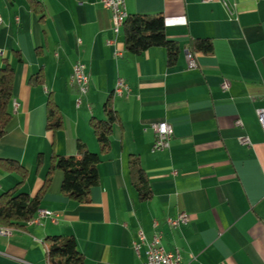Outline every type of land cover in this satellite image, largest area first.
<instances>
[{
	"label": "crops",
	"instance_id": "obj_1",
	"mask_svg": "<svg viewBox=\"0 0 264 264\" xmlns=\"http://www.w3.org/2000/svg\"><path fill=\"white\" fill-rule=\"evenodd\" d=\"M224 1L230 15L219 0H121L126 17L163 18L167 40L179 48L168 65L163 48L127 54L99 0H0V69L13 70L0 160L26 169L20 185L17 174L0 170V195L35 196L50 158L77 156V143L100 160L87 203L63 196L55 171L39 206L55 222L0 227V264H47V237H72L83 264H144V246L138 256L131 250L138 233L159 234L181 264H264V138L255 117L264 109V0ZM197 40L210 42L211 53H193L196 67L187 69ZM76 62L88 77L79 107L68 82ZM34 76L40 83L31 85ZM119 79L126 97L113 96ZM49 103L62 120L54 132L45 127ZM105 106L115 122L101 153L89 123L105 120ZM160 122L172 138L153 152L150 126ZM240 137L250 146L238 145ZM130 156L146 177L145 200L131 184ZM179 212L188 220L177 236L166 221Z\"/></svg>",
	"mask_w": 264,
	"mask_h": 264
},
{
	"label": "trees",
	"instance_id": "obj_2",
	"mask_svg": "<svg viewBox=\"0 0 264 264\" xmlns=\"http://www.w3.org/2000/svg\"><path fill=\"white\" fill-rule=\"evenodd\" d=\"M123 37L125 51L129 55L139 56L151 48H163L166 53L168 65L175 62L179 51L176 43L167 40L164 33L163 18L160 15H131L127 16L120 30ZM211 44L206 40H197L189 44L188 52L211 53ZM19 61V60H18ZM39 76L29 79L31 85L39 84ZM13 85V70L5 64L0 69V138L5 133V127L11 118L9 103L11 101ZM106 118L103 121H91L90 127L99 145L101 153L108 151L110 134L115 117L104 107ZM62 125L61 116L50 103L46 108V130L54 132ZM77 156H52L44 177L43 185L38 193L30 197L11 189L0 195V227L6 230L23 229L24 225L32 219L39 210L43 194L49 187L53 172L62 174L60 193L77 204H85L89 200L91 189L98 184L97 165L98 155L86 150L83 144L77 143ZM41 157L36 163L40 165ZM0 170L15 173L19 176L18 185L26 176V169L19 164L0 160ZM128 174L131 184L141 200H145L149 193L144 189L146 177L136 157L130 156L128 161ZM17 185V186H18ZM46 261L47 264H83V258L77 251L76 243L72 237H47Z\"/></svg>",
	"mask_w": 264,
	"mask_h": 264
},
{
	"label": "built area",
	"instance_id": "obj_3",
	"mask_svg": "<svg viewBox=\"0 0 264 264\" xmlns=\"http://www.w3.org/2000/svg\"><path fill=\"white\" fill-rule=\"evenodd\" d=\"M260 1V0H259ZM221 6L230 15V10L227 3L224 0H219ZM99 4L102 8L109 10L112 24V33L114 36H119L121 27L124 20L126 19V14L121 10V0H99ZM1 23V19H0ZM119 56V54H116ZM187 69H194L196 63L194 57L191 53H186ZM85 69L84 67L76 66L74 63L71 67V74L69 76V85L75 87L78 98L75 101V106L79 107L80 98L86 96L88 87L84 83ZM221 89H227V84L223 82L221 84ZM129 94V87L124 80L119 79L116 81L113 90V96L116 98L126 97ZM256 121L262 131L264 138V109L255 111ZM236 126H241L240 121L235 122ZM150 130L153 135V152H161L167 150L169 143L172 138V131L170 126L166 122L156 123L150 126ZM236 142L240 146L249 147L250 142L246 137H240L236 139ZM42 218H49L51 221L55 222L56 215H53L47 211L41 210L38 214V218L27 222V225H38V222ZM187 215L183 212L177 213L174 217L167 219L166 224L171 231H173L177 236H180L181 228L187 223ZM156 226V223H152ZM141 246L145 248V263L144 264H179L181 263L180 255L178 252H169L164 249L161 244V236L156 234L152 236L149 240L145 238L144 235L138 233L137 241L131 243V250L138 256Z\"/></svg>",
	"mask_w": 264,
	"mask_h": 264
},
{
	"label": "bare ground",
	"instance_id": "obj_4",
	"mask_svg": "<svg viewBox=\"0 0 264 264\" xmlns=\"http://www.w3.org/2000/svg\"><path fill=\"white\" fill-rule=\"evenodd\" d=\"M76 66H78V67H84V69H85L84 83H85L86 86L88 87V77H87V74H86V67H85V65L82 64L81 62H76ZM40 212H41V210H38L37 213L35 214V216H34L32 219H30L29 221L37 219V218H38V214H39ZM26 225H27V223H26ZM28 226H31V225H28ZM1 234H2V235H7L8 232H7V231H5V232H1ZM179 264H181V263H179Z\"/></svg>",
	"mask_w": 264,
	"mask_h": 264
}]
</instances>
